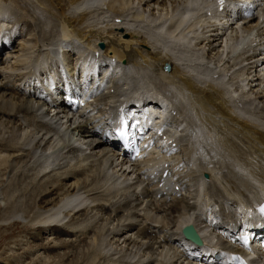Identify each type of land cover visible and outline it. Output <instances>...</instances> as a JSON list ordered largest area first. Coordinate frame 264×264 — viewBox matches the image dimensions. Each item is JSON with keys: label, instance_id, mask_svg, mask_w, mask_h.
<instances>
[{"label": "bare ground", "instance_id": "bare-ground-1", "mask_svg": "<svg viewBox=\"0 0 264 264\" xmlns=\"http://www.w3.org/2000/svg\"><path fill=\"white\" fill-rule=\"evenodd\" d=\"M8 1L10 0H0L2 3V5L0 4V30L4 28L5 17L10 10L8 8L9 5H6ZM11 1L20 7L19 2L16 0ZM134 1L33 0L32 2H38L36 6L43 8L45 12H48L56 20L57 28L59 27V32L61 33V41H78L82 43V46H87L86 48L88 49L85 48L86 50L93 51V53L98 50L100 55L97 59H101L99 67L104 68V70H106V66L118 65L124 59L126 64H121L122 66L136 70V72L142 70L151 71L153 72L151 74L156 77L155 79L159 80L160 85L176 87L177 93L174 98L168 95L167 92L169 90H167L165 96L163 95L162 101H156L155 98H151L152 100H148L145 104L153 107L147 113L149 115L148 118L152 120L153 124L159 125V120L153 119V115L161 116L162 112L160 113L158 110L159 104L165 103L166 105L168 101L170 109L173 110L163 126H161V129L167 132L166 136L169 140L179 137L175 146H172L171 141L164 146L161 157L154 155L159 154L158 152H151L148 155H154L153 159L148 158L147 155L142 161L128 163L127 159L122 157L125 155H120L115 139L109 136L112 129V113L100 106L102 102H105L102 105L110 108L117 102L113 100V96L108 93H101L99 85L95 84L92 101L88 100L90 104L84 107V110L90 108L91 113L94 110L99 116L93 115V117L85 118L77 123V126H74L76 120L73 119L77 118L74 113L68 115L63 103H58L56 105L57 108L46 107L48 98L42 92L43 90L37 92L38 86L36 87L35 85H33L32 91L27 90L26 88L32 80L23 73L24 75L14 78L15 82H20L19 85L23 86L21 88L9 82L0 83V122L3 123L4 120L7 124H12L13 130L16 129L17 131H22L24 127H28L33 135L30 134L27 137L25 144L19 145L20 136H16L11 130L12 132H9L10 134L8 135L9 138L4 141L8 145L4 144L2 140L0 142V154L12 156L13 159L18 158L20 161L26 157L28 160L21 161L25 162V165H30L27 163L33 157L29 159V156L38 154L39 157L43 158V160L40 158L42 161L39 159L41 162L39 161L36 168L39 174L49 168L50 165L52 166V164L48 163V156L59 152L61 157L53 164L52 170L53 168H56V170L63 169L67 165L68 155L73 154V147L63 145L56 138L57 133L59 134L63 129L66 133L73 135L76 131V136L79 137L77 142L81 143V145L79 143H77L79 145H72L79 150L81 149V153H87L89 155L87 158L100 156V159H103L99 161L100 170H104L102 166L108 169L111 168L116 172V175L120 174L117 178L122 179L120 183L117 178L114 179L112 175L110 176L107 173L108 176L104 177L103 183L99 176L97 178L95 176H93L95 178L90 177V180L88 176L84 178L85 180L82 179L78 183L80 184L79 187H81L79 189L84 190L83 192L88 194L91 190L89 189L90 191H88L87 187H97L98 184L102 183L103 186L101 188H104L106 195L121 194V196L119 195L115 201L107 200L106 204L108 206L105 204L94 205V202L91 201L89 204L86 202L87 204L75 205V207L65 211L67 207L74 203L77 193L80 192L78 186L73 184L74 182L71 183L73 176H79V178L83 176V172L81 173L80 171L79 173V168V170H74L75 173L73 175L67 172L66 175L62 173L58 177L59 179L57 177L50 178V183L46 182V187L43 185L41 187L35 186L31 190L32 192L29 191L28 193V203L25 202L24 209H21L17 203L9 202L2 211L5 214H13L22 210L27 213L30 210L29 213H32L33 220H41L40 224L29 229V233L30 231L31 233L33 232V242L41 240L48 230L55 237L58 246L65 250L73 248L74 245L86 247V264H91L93 258L96 260L95 256H99L100 251L103 252L100 247L105 243L106 239L104 240V237H110L108 240L109 244L114 240L115 246L111 254L116 256L118 254L121 261H123L122 259L128 260L133 255L136 256L141 253L140 263L144 262L143 259L146 255L151 257L155 255V261H160L159 264H176L175 257L172 258L169 254V250H175V252L182 255L178 257V260L184 258L198 264L205 257L210 262L209 264H216L218 259H220V252L215 250V248H233L237 252L238 248L235 247L238 242L235 239V235L245 229H260L262 226V223L258 224L252 220L256 214L255 202L260 203L264 200V53L258 50L261 41L264 40V10L261 17L255 15L242 21L241 34H232V24H237V18L230 19L229 14L216 12L215 10L211 16L201 12L202 7L204 8V3L202 7L200 6L202 2L206 3L205 7L213 6L212 2L206 0H171V3L170 0H139L138 5L141 3L142 7L148 8L150 4L153 5L151 15H154L152 12L156 6V11L160 10V16V12L168 9V3H170L169 8L172 14L178 10L181 13L176 19L167 20L168 15V17L163 16L165 18L160 21V19H150V17L149 20L144 13L137 17L135 12H133L135 15H133V18L135 17L137 21L139 20L137 22V24L139 23L138 26H135L136 22L134 21L136 20L132 22L133 19L130 20L131 23L125 24L128 25L125 28H122V22L115 23V26L110 25L108 29H105L106 26L104 28L102 26L98 28H96L97 26L91 28L86 26L88 16L96 12L103 15L109 13L119 18L127 17L128 11H126L125 6L126 4L132 5ZM43 3L47 5L46 7L44 6L45 4L43 5L45 8L41 7ZM25 5L27 4L22 5L21 3L23 9ZM232 8H236L235 3H232ZM13 10L15 11V9ZM195 12L200 15L197 16ZM22 18H19L16 22L6 21L10 24V28L8 29L9 25H7L5 29L7 33L4 36H0L1 38L3 37V42L2 44L0 43V46H3L0 48V53L3 48L10 49L14 47L13 44L18 38V42H21V47L24 48L25 44L28 45L29 38L26 39V35H31L33 22H31V25L26 21L27 19L22 20ZM217 20L230 24L217 27L214 22ZM23 28L24 31L22 32ZM229 29L230 36L225 42L226 48L222 50V36ZM17 33L24 34V36H16ZM250 33L251 35L254 34L251 38L249 36ZM100 41L105 44L102 49L97 46ZM253 42L256 44L252 45ZM242 43L246 44V46L240 48ZM54 44H57V42ZM200 50L203 58L198 54ZM67 52L70 55L71 51ZM51 57H54V55L51 54L50 56L49 54L45 58L49 59ZM38 59H34L33 62L26 60L28 62L27 68L29 70L27 69V74L29 76L33 75L31 66L35 62H39L40 60ZM79 62L84 63L82 60ZM165 64L169 65V70L167 71L163 69ZM231 70L233 72L229 74ZM215 74L216 77L213 76ZM101 75L104 76V74ZM110 79L111 74L106 82ZM56 91L51 92L57 94ZM72 96H77V94L74 93ZM152 101L157 104H151ZM167 111L168 107L163 113H169ZM31 114H34L35 118L40 115L39 119L41 120L34 121L29 119ZM105 115L106 117L108 116V123ZM179 121L186 122V132L176 135V127ZM200 125L205 129L204 135L198 134L201 133ZM88 126L90 127L89 129ZM188 128L191 129L190 141L181 138L182 135L187 133ZM195 137L199 138L206 148L209 143H215L216 150L218 152L221 151L228 158L227 164L223 158L220 159L219 163L213 165L210 162L195 161L194 156L190 152L194 151ZM54 138L56 139L54 140ZM14 140L17 143L12 145ZM53 142H56V144L53 145ZM6 158H0V167L6 165ZM84 160L86 159L84 158ZM89 160L91 161V159ZM162 164L168 165L166 168L172 172L170 177H172L171 181L173 183L170 186H164L168 184L169 177L165 184L158 189L157 185L161 176L158 167ZM216 164H219L218 167H216ZM87 166L86 172L90 170L92 172L93 167L91 164L90 167L92 168L90 170L88 164ZM6 169L3 168V171ZM81 169L85 171L83 166ZM103 170L100 172H103ZM147 170L155 174L147 176L145 172ZM69 172H73V170ZM203 172L209 174L208 180L202 178L201 174ZM111 174L113 173L111 172ZM129 174H133L135 177L130 184L126 185ZM16 178L15 182L19 180ZM76 178L75 180L77 181L78 179ZM112 180H115V182H111ZM174 186H176V190L173 189ZM12 189L13 192H16L18 188L15 190L13 185ZM178 191H180L179 195H177ZM201 192H203L202 195L205 197L201 200V202H205H203V207H199L200 202H197L202 198ZM158 195L159 197H157ZM23 196H26V194ZM104 198L101 197L100 201ZM240 205H245L246 207L243 213H237L236 211ZM207 206L211 209L208 214L204 212L206 211L204 208ZM105 207L108 209L106 210ZM97 208L102 216L101 219L97 218V225L99 222L103 224H105L104 222H109L111 224L109 228L104 229L106 224L102 228L95 226V224L90 225V222L96 217V214L91 216L92 210ZM198 208L200 212H197ZM251 209L252 211H249ZM149 211L153 212L158 220L160 215L163 216V221L157 222L153 216L148 218L147 213ZM203 214L206 215V218H202ZM211 214L213 217L209 222L208 215ZM60 218H63L62 221L64 218L67 219V221H64L67 224H65L66 228L67 226L69 228H61V221H57ZM258 219L260 220V217ZM114 222H116L115 226ZM182 224H192L202 238L203 244L197 246L188 241L193 246L188 251V244L184 243L180 235ZM78 226L80 228H76L77 231H75L74 227ZM209 226L212 227L210 228ZM79 232L84 236V239L77 243L76 238L75 240L71 238L75 237ZM1 236L2 234H0V238ZM132 236H136L137 239H144L145 242L137 241ZM63 237L70 238L66 240ZM87 239L92 240L94 245H96L93 253L88 252ZM39 243L34 244L35 246L33 247L42 248L48 253L55 251V246L49 247ZM204 243L209 244L211 248L209 255L203 251ZM165 247H168L166 251L168 255L162 253ZM156 250H159L158 253L156 252L157 254L154 252ZM252 252L255 251L252 250ZM52 255L59 257L58 254ZM74 259H76L74 255L70 260L67 256L65 261L69 263Z\"/></svg>", "mask_w": 264, "mask_h": 264}, {"label": "rangeland", "instance_id": "rangeland-1", "mask_svg": "<svg viewBox=\"0 0 264 264\" xmlns=\"http://www.w3.org/2000/svg\"><path fill=\"white\" fill-rule=\"evenodd\" d=\"M16 1L20 3V7H21V3H22V5L27 4L24 7V9L25 8L26 9L24 11L23 7L20 8L15 3H13L11 0L8 1L9 3L6 2V5L7 6L9 5L8 8L10 9L9 12L6 14V17H5L6 21L10 20V21L16 22L19 18L23 17L24 19L22 18V20L27 19L26 21L30 24H31V22H33L32 23L33 25L31 24L33 30L31 32L30 36L26 35V39L29 38L28 39L29 41L27 43L28 45H26V44L24 45L25 46L24 48L20 46L21 42H18L19 41V38H18L16 40V42L13 44L14 45V47H12L13 49L12 48H10V49L3 48L2 49V52L0 53V83L9 82L10 84H13V85L21 88L23 86L19 85L20 82H15L16 81L15 77L22 76V75H24L23 73H25L26 77H29V79L32 80L26 88L29 91L33 90V85H36V86L41 85L43 87H48L49 84H51L52 82L58 83V86L61 85V83L69 85L72 88L74 87V90L77 91V90H79L77 82H79L80 85L90 84L89 85L90 88L93 87L95 84H98L100 89H101V93H108L109 95L113 96L114 101L121 100V96H122L121 92L122 91H128V90L135 91L137 89H139L140 91L142 90L144 92L149 91L150 93H153L154 96H156L157 93L161 96H163V95L165 96V92L167 90H169V92H167L168 95L169 96L171 95L172 98H174V96L176 95V93H177L176 87L174 88V87H170L168 85H167L168 87L162 86V84L160 85V82H158L159 80L155 79L156 77L153 74H151V73H153L151 71L149 72L148 70H142L143 72L140 71L141 72L140 73L139 71L136 72V70H131V69L127 68V69H129V72H128V70H126L127 75H129V77H127L126 72H125V68H122L123 66H120L117 64H115L114 66L113 65L109 66L108 69H106L105 71L102 70L104 68L99 67V63H94L92 61L91 52L93 54V51L86 50V49H88V48H86L87 46H85V45L82 46V43H79L78 41H73V40L61 41V36H60L61 33L59 32V27L57 28L56 20L48 12H45L43 10V8H40V7L38 8V6H36V4L38 5V2L33 3L32 2L33 0H31V2H30V0H16ZM27 1H29V2L27 3ZM174 1H176V0H174ZM201 1H203V0H201ZM206 1L212 2L213 7H215L213 0H206ZM138 2H139V0H135L132 5L126 4L125 9H126V11H128L127 17L119 18L116 16H112L109 13H106L103 15V14H97V12H96V13L88 16V23H86L87 24L86 26H88L89 28H91L93 26H95V27L97 26L96 28L102 26L104 28L106 26L105 29H108V27L110 25L115 26L114 25L115 23L122 22V28H125V27H128V25H125V24L131 23L130 20H132V19H133L132 22L134 20H136V21H134V22H136L135 26H138L139 23L137 24V22H139V20L137 21V19L135 17H134L135 19L133 18V15H134L133 12H135V15L137 17H138V15L140 17L141 16L140 14L144 13L146 18L149 19V17H150V19H152V18L160 19V21H161V19H164L166 16L168 17V15H169V17L167 18V20H170V19L172 20V18L176 19L181 13L178 10L179 12L177 11V12H174L172 14V12L169 8L171 0H170V3H168L169 5L167 6V8H168V9H166L167 11L164 9V11L160 12L161 13L160 16H159L160 10L158 9L156 11V6L154 8V11L152 12L154 15H151V10L153 8V5L150 4V6H149L150 8L149 7L145 8V7H142L141 3L138 5ZM0 4L2 5L1 2H0ZM44 4L45 3H43L41 5V7L47 6L46 4L45 5ZM202 4H203L204 8L202 7ZM205 4H206L205 2H202L200 5L202 7L201 12H204V13H205ZM30 5H31V7H30ZM104 5H106V4H104ZM103 8H105V7H103ZM13 9H15V11ZM28 9H29V11H28ZM98 9H100V8L98 7ZM105 9H103V10H105ZM100 10L102 11V9H100ZM198 13H199V10H198ZM195 14H196V12H195ZM199 15L200 14H198L197 16H199ZM15 16H16V20H15ZM163 16H165V17H163ZM172 16H174V17H172ZM149 20H147V21L149 22ZM6 21L4 23L5 26H3L4 28H1V30L2 29L3 30L0 32V34H1L0 36H2V35L4 36L5 33H7V31L5 30L7 28V25H9L8 29L10 28V24L7 23ZM124 21H125V23L123 24ZM239 24L240 23L232 24V28H233L232 34H235V33L241 34L242 33L241 32L242 30H241ZM188 26H190V24H188ZM56 29H58V30H56ZM20 30H21V28H20ZM23 31H24V28L22 29V32ZM254 33H255V30H254ZM20 35H22V34H20V33L16 34V36H20ZM253 35L254 34H252L250 36V38ZM23 36H24V34L22 35V37ZM229 36H230V29L226 32V34L224 36H222L223 37L222 43H221L222 50L226 48L225 42L227 41V39H229ZM2 39H3V37L2 38L0 37V43L1 44L3 42ZM58 41H60V42L58 43ZM55 42H57V44H54ZM100 42H102V41H100ZM17 43H18V45H17ZM1 47H3V46H0V48ZM157 48H159V47H157ZM67 51H71L70 55ZM48 52H49L50 56L52 54V55H54V57H51L49 59L45 58V57L49 56ZM198 54L201 58H203L201 50L198 52ZM56 56L58 58H60V60L62 61L61 65L56 63L57 62L55 60ZM42 57L44 58V60ZM97 57L98 56H96V57L94 56L93 58H97ZM37 58H39L38 60H40V61L42 60L41 61L42 64H40V61H39L38 66H37L38 69L33 73L32 76H29L27 74V72L29 70L27 68L28 62H31V61L33 62L34 59L37 60ZM40 58H42V59H40ZM26 60H28V62ZM80 60H82V62H84V63L82 64L81 62H79ZM96 60L98 61L99 59H96ZM80 63H81V65H80ZM232 72L233 71L231 70V72L229 74H231ZM109 73L112 74L111 75L112 77H111V80H109L107 82V84L110 83V86L108 87V85L105 83V78L108 76ZM101 74H104V76ZM213 76L216 77V74ZM111 83H112V85H111ZM111 89H112V91H110ZM36 90H37V92H39L40 88H37ZM136 93L140 94L141 92H136ZM123 99H125V98H123ZM125 100L128 101L127 99H125ZM171 100H173V99H171ZM103 103H105V102H102L100 106L102 108H105L108 112H111L113 114L114 113L113 109H115L116 103H114L112 105L113 107L111 106L110 108L105 107V105H102ZM95 112L96 111H93L92 115L99 116V114L95 113ZM31 115H30L29 119H32L34 121L35 120L36 121L41 120V119H39L41 117L40 115L39 116L37 115L38 116V117L36 116L37 118H35L34 114H31ZM107 118H108V116L106 117V120L108 123L109 120ZM20 120H21V118H20ZM73 120H76L74 126L75 125L77 126V123H79L81 120H84V119L83 118H81V119L76 118ZM101 121H103V120H101ZM5 123H6V125H5ZM19 124H20V122H19ZM11 126H12V124H7V122H5L4 120H3V123L0 122V142L2 140L4 143V141H6V138H9L8 137V135L10 134L9 132L13 131L16 136H18V137L20 136L18 144L19 145L25 144L27 142L26 141L27 137L30 136V134H32L30 132L31 129H29L28 127H24L22 129V131H17L16 129L13 130V126L12 127ZM89 128L90 127L88 126V129ZM187 130H188L187 133L182 135L181 138H183L184 140L190 141L191 129L188 128ZM200 130H201V133H198V134L204 135L205 129L201 125H200ZM76 135H77L76 131L74 132L73 135H71L69 133H66L63 129H62V131L59 132V134L57 133L56 138L59 141H61L63 143V145H68V146L70 145V147H73L72 148L73 154L68 155L69 157L67 159V165L63 169L56 170V168H53V170H52V167L54 166L53 164L56 163L59 160V158L61 157L59 152H56L54 155L48 156V163L52 164V166L50 165V167L47 168L48 170L45 169L44 172H40L39 174L37 171L38 169H36V168H37V165L39 164V161L41 159L43 160V158L39 157L38 154H35V156L31 155L28 157L29 159H30V157H33L32 160L30 159L31 161L29 160V162L27 163L30 165H25L24 164L25 162H21V161L28 160V159H26V157L23 158L24 160L21 159V161H20L18 158L13 159L12 156H8L6 154H0L1 159L6 158V156H7L6 165H2L0 167V183L2 182L0 184V234H2V236L0 238V264H62V263L63 264H66V263L67 264H69V263H71V264H86V261H85V256L87 255L86 247H82L81 245L80 246L74 245L73 248L65 250V249L58 246V244H57L58 242L55 240V237L53 235H51L48 230L46 231L47 233L43 236V238L41 240H38V242L34 241L35 242L34 243L32 241L33 232L31 233V231H30V233H29V229L40 224L41 220L40 221L37 219L33 220L32 219L33 218L32 213H29L30 210L27 213L22 210V211H18L16 213H13V214H5V212L2 211L3 208L6 207L9 202H14V204L17 203L18 206L21 207V209H24L25 202L28 203V193L35 186L38 185V187H41L43 185L44 187H46L47 183H50L49 182L50 178L51 179L54 177L58 178V177H60V175L62 173L64 175H66L67 172L71 173V175H73V173H75V171H74L75 169L79 170V168H80L79 173H80V171H81V173L83 172L82 173L83 176L80 177L81 179L79 178V176H73L74 181L72 180V182H71V183L74 182L73 184H76V186H78V189L81 188V187H79L80 184H78V183L81 182L82 179H84L85 177L87 178L88 176H89V180H90V177L95 176L97 178L99 176V178L101 177L100 179L103 183L105 180L104 177H107L108 174L110 176L112 175L114 177V179L119 177L120 174L116 175V172L114 170H112L111 168L108 169L107 167L102 166V168H104V170L103 169L100 170L101 165H100L99 161L103 160V159H100V156L93 157V158H91V157L87 158L89 156L87 153L83 154V153H81V149L79 150L75 146H73L74 144L75 145H79V144L81 145V143L77 142V139H79V137ZM56 138H54V140ZM178 139H179V137L177 136V137L173 138L171 141H172V143L173 142L176 143V141ZM198 141H200L199 138H196L194 151H190L192 153V155L194 156L195 161L197 160V162H210L213 165L215 163H219L220 159L223 158V160L226 163L228 158H226L225 155L221 151L218 152L216 150L215 143H213V142L209 143L207 148H206L202 141H200L199 143H198ZM15 143H17V142H15V140H14L12 142V145H15ZM77 143H79V144H77ZM4 144H7V142H5ZM55 144H56V142H53V145H55ZM26 152H28V151H26ZM84 158L88 161L84 160ZM89 159H91V161ZM92 160H93V162L94 161L95 162L93 163ZM89 163L97 172L92 167H90ZM115 163H117V162H115ZM87 164L89 165V170H90V168H92V172H91V170L89 171L90 173L87 171L88 174H86L87 173L86 169H88ZM218 165L219 164H216V167H218ZM79 166H81V167H79ZM82 166L84 167L85 171L83 169H81ZM3 168L4 169L7 168V169L5 171H3ZM71 169L73 170V172H69V171H72ZM93 170H94V172H93ZM102 170H103V172L104 171L105 172L104 173L100 172ZM54 172L57 173L56 176H55ZM111 172L113 174H111ZM91 173H93V174L95 173L97 176L95 174L91 175ZM99 173H101V174H99ZM104 174H106V175H104ZM75 177H77L76 178V179H78L77 181L75 180ZM95 177H93V178H95ZM134 177L135 176L133 174H129V176L127 177L128 183L126 185L130 184V182L133 180ZM15 178L19 179L17 181L19 183V185L17 182H15L16 181ZM117 179L120 183L122 182L121 178H117ZM11 181H12V183H11ZM113 181L115 182V180H112L111 182H113ZM53 182H55V181H53ZM44 183H45V185H44ZM101 184H98L97 187H95V186L87 187L88 191L91 190L88 194H87V192L84 193L83 192L84 190L79 189L80 192L77 193V196L75 198L76 200L74 201V203H72V205L70 207H67V209L65 211L71 209V207H75V205L84 204V203L89 204L91 201L94 202V205H99V204L104 205L105 204L108 206V204H106L107 200L108 201H112V200L115 201L118 199L119 195L121 196V194H119V195L107 194L106 195L104 188H101L103 186V184L102 185ZM13 185H14L15 190L18 188L16 190V192H13V189H12ZM99 185H101V186H99ZM8 186H9V188H8ZM19 187H21V188H19ZM94 187H95V189H94ZM98 187H100V188H98ZM9 189H12V190H9ZM101 189L103 190V192ZM25 194H26V196H23ZM202 194H203V192H201V195ZM101 197L102 198L105 197V198L100 201ZM201 197L202 198L199 199V201H197V202L202 203V204L199 203V207H201V206L203 207L204 201L201 202V200L205 198V197H203V195ZM7 198H9V199H7ZM18 198H20V199H18ZM58 198H60V196H58ZM30 201H32V200H30ZM197 206H198V204H197ZM105 209L107 210L108 208L105 207ZM204 209H206V208H204ZM207 209H208V206H207ZM92 211L93 212L91 213V216H94L96 214V217L94 218V220H92L90 222L91 226L95 224V226H100L102 228L106 224L104 229H107L111 226V224L109 222H104L105 224L99 222L97 225L98 219H101V217H102L101 212H99L98 208L96 210H92ZM197 212H200L199 208L197 209ZM153 214H154L153 212L149 211L147 213L148 218H151V216L156 218L155 217L156 215L155 214L153 215ZM61 215L63 216V214H61ZM211 216H212V214H211ZM203 217H204V215H203ZM159 218H160L159 220L156 218L155 221H157V222L163 221V216L160 215ZM62 219L63 218H60L59 220H57L58 222L61 221V225H62L61 228L62 227H63V229L69 228L68 226L66 228L67 219L64 218V220H66V221H64V220L62 221ZM113 224L115 226L116 222H114ZM90 225H88L89 228H91ZM209 227L211 228L212 226H209ZM71 228H72V226H71ZM74 228H75V231H77V229H79L80 227L78 226V227H74ZM77 234L75 235V237H72L71 239L75 240V238H76L77 239L76 242L79 243V241L84 239V236L81 235V232H79ZM135 237L136 236H134V237L132 236V238L137 240V241L145 242L144 239H141V238L137 239V237L136 238ZM69 238L63 237V239H66V240ZM109 238L110 237H106V238L104 237V240L106 239L105 243L102 245V247H100L101 249H103V252L100 251V255L97 257L95 256L96 260H94V258H93V261L91 262V264H151V263L152 264H155V263L159 264L160 263V261H158V260L155 261V255H152V257L150 255H146L144 259L145 260L147 259V260L145 261L143 259L144 262L142 261L143 263H140L139 258H140L141 253L139 255H136V256L133 255L134 257L132 256V258H130L131 260L130 259H128V260L122 259L123 261H121V259L119 258L120 256H118V254H117V256L115 254H111L112 251L114 250L113 248H114L115 244H114V240L111 241V244H113V245L109 244L108 243ZM87 240H88L87 243L89 245L88 246V252L93 253V250L96 247V245H94L92 240H89V239H87ZM38 243L43 244V245H48L49 247L55 246L54 247L55 251L53 250V252L48 253L47 251H44V249H42V248H34L33 246H35ZM56 244H57V246H56ZM118 248H120V247H118ZM167 249H168V247H165L164 250H162V253L168 255V252L166 253ZM158 251L156 250L154 252L158 253ZM171 251H173V252H171ZM54 252H57V253H54ZM143 252H145V251H143ZM106 253H107V255H106ZM52 254H58L59 257H54ZM65 254L69 257V260L71 259V257H73V255L75 256L76 259H74L72 262L68 263V261H65L67 256L62 257V255H65ZM169 254L171 255L172 258L175 257L176 264H197L196 262H193L189 259L181 258V260H178V257H180L182 255H180V253H178V252H175V250H169ZM168 257H170V256H168ZM107 258L109 261L107 260ZM168 259H170V258H168ZM74 261H76V262H74ZM181 261H182V263H181ZM199 264H209V261L204 257V258H202V261Z\"/></svg>", "mask_w": 264, "mask_h": 264}, {"label": "water", "instance_id": "water-1", "mask_svg": "<svg viewBox=\"0 0 264 264\" xmlns=\"http://www.w3.org/2000/svg\"><path fill=\"white\" fill-rule=\"evenodd\" d=\"M99 47L102 48L103 47V43H99ZM168 66H165V69H167ZM203 175L206 179H209V174L207 172H203ZM190 228L193 232V235L190 236L188 233H187V229ZM184 236L190 240H192L193 242H195L196 244L198 245H201V240L199 239L198 237V234L195 232L194 228H192V226H188V227H185L183 228L182 230Z\"/></svg>", "mask_w": 264, "mask_h": 264}]
</instances>
